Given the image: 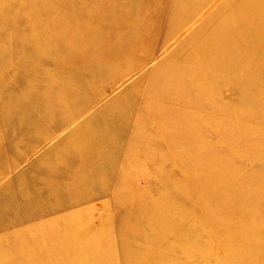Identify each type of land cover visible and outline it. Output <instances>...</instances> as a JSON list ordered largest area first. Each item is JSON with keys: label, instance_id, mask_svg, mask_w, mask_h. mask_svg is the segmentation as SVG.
<instances>
[{"label": "rangeland", "instance_id": "rangeland-1", "mask_svg": "<svg viewBox=\"0 0 264 264\" xmlns=\"http://www.w3.org/2000/svg\"><path fill=\"white\" fill-rule=\"evenodd\" d=\"M181 1L0 0V264H134L138 245L183 261L160 246L184 239L204 264H264V137L230 164L232 90L185 78L173 101L214 10L167 35ZM168 207L208 232L155 242L142 210Z\"/></svg>", "mask_w": 264, "mask_h": 264}, {"label": "bare ground", "instance_id": "bare-ground-1", "mask_svg": "<svg viewBox=\"0 0 264 264\" xmlns=\"http://www.w3.org/2000/svg\"><path fill=\"white\" fill-rule=\"evenodd\" d=\"M197 4L214 5V10L200 19V26L194 29L189 38L180 45V49H188L190 55H197L198 62L196 63L193 58L186 56V68L181 71L187 75L178 77L177 84H173L172 98L174 97V102L188 103L190 101V97L184 89L183 79L185 78L192 81L189 85L194 88L211 87L212 89L214 87L215 90H218L221 86H226L232 90L236 95L233 103L219 105L223 114L231 116V128L235 129L231 154L225 156L227 159L230 158L231 164L233 160L239 158L240 150L244 148L261 149L263 144L256 139L260 140L264 137V0H183L178 4L179 12L177 18L175 17L176 24L170 28L167 35L177 33L186 26V22L198 14ZM227 5H229L228 10L222 12L225 9L224 6ZM206 95L208 99L210 94ZM219 106L216 105L215 113L217 108H220ZM80 144L84 147L90 146L85 140ZM228 165L225 164L223 168L230 169ZM162 211L156 213L147 208L142 210L143 216L150 218L147 224L151 228L150 233L161 235V238L154 240L155 242L163 241L177 228H180L181 231H177L178 233H189L183 236L187 239L192 237L190 232L199 231L200 235L203 233L202 231L208 232L203 221H194L193 218L184 216L173 209L170 210L169 207L167 211ZM260 214L259 218L264 221L263 207ZM237 231L239 229L234 228L232 232L238 235ZM220 232L219 235L222 233ZM203 242L206 247L211 244L208 240ZM226 242L218 240L217 243L226 245ZM228 245L235 244L229 243ZM123 246L127 249H125L127 251L125 255L132 256L128 252L130 246L124 242ZM160 247L166 254L172 250H187L190 258L183 261L167 260V256L160 253L159 249H145L138 252V249L141 250L138 245L135 247L137 254H134V264H149V262H141L144 258L153 259L154 263L152 264H195L196 259L198 260L200 257L203 259L207 255L206 248L196 249L194 245L185 242V239L177 240V244ZM197 263L204 264L200 262V259Z\"/></svg>", "mask_w": 264, "mask_h": 264}]
</instances>
